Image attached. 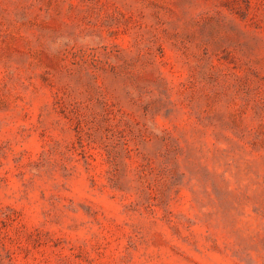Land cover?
Returning <instances> with one entry per match:
<instances>
[{"label": "rangeland", "instance_id": "obj_1", "mask_svg": "<svg viewBox=\"0 0 264 264\" xmlns=\"http://www.w3.org/2000/svg\"><path fill=\"white\" fill-rule=\"evenodd\" d=\"M0 264H264V0H0Z\"/></svg>", "mask_w": 264, "mask_h": 264}]
</instances>
